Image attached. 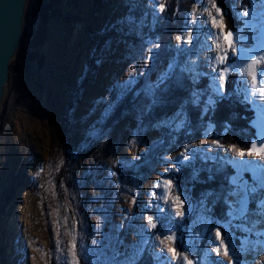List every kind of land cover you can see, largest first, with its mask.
<instances>
[{
  "label": "rangeland",
  "instance_id": "374dc122",
  "mask_svg": "<svg viewBox=\"0 0 264 264\" xmlns=\"http://www.w3.org/2000/svg\"><path fill=\"white\" fill-rule=\"evenodd\" d=\"M41 1H26L21 42L10 64L0 106V264H8L7 252L10 259L15 258L14 247L21 243L11 234L5 244L1 240L7 221L13 223L12 216L27 196L30 200L25 205L37 215L40 228L37 251L41 264H65V258L71 261L73 245L79 264H102L106 247L115 243L117 234L127 245L137 240V233L145 241V255L152 254L151 264H195L197 255L201 256L198 264L231 261V255H224L221 239L225 245L237 246L243 233L236 226L243 227V222L233 220L229 229L223 221L222 231L212 222L208 200L195 202L170 176L179 164L196 159L220 160L232 168L233 175L242 167L236 163L241 160L238 152L246 149L219 142L210 121L196 140L185 139L184 101L150 125L142 116L156 101L155 86L176 70L191 82L190 98L203 103V115L211 108L206 107L210 93L202 89V77L206 86L223 85L220 71L227 69V78L233 70L242 94L245 80L251 91V76L240 69L259 52L245 53L239 43L234 49L228 45L241 34L264 36L260 6L251 7L255 0H231L241 24L229 36L223 17L213 7L215 0H190L178 28L168 38H159L153 35V27L173 0H60L43 26L37 13ZM161 5H165L163 10ZM244 11L250 15L244 17ZM41 33L43 43L35 47ZM225 52V63L220 64ZM157 54L164 59L153 62ZM180 54L184 57L178 60ZM86 73L81 99L69 110L72 90ZM259 83L264 85V78ZM220 91L224 92L223 87ZM129 92L136 97V110L122 114L105 143L98 139L81 151L99 135L105 118ZM247 103L253 111V139L264 129V107L259 101ZM164 130L173 136L162 146ZM155 151L156 163L142 182L115 169H126L146 152ZM243 159L259 157L246 155ZM69 180L74 193L66 185ZM228 202L224 198L226 214ZM176 223L182 226V238ZM229 233L235 239H228ZM217 247L221 248L219 255ZM14 264L27 263L16 260ZM249 264H264V252L249 257Z\"/></svg>",
  "mask_w": 264,
  "mask_h": 264
},
{
  "label": "trees",
  "instance_id": "16d2710c",
  "mask_svg": "<svg viewBox=\"0 0 264 264\" xmlns=\"http://www.w3.org/2000/svg\"><path fill=\"white\" fill-rule=\"evenodd\" d=\"M59 1L60 0L41 1L37 13H39L42 26L46 24L56 12L54 8ZM215 1L217 5H223V12L228 9L229 5H231V10L228 11V14L223 15L226 29L232 30L234 24H238L239 27L241 22L232 7L233 2L231 0ZM189 2L190 0H173V3L169 8L164 9L157 18L153 27V35H157L159 38H168L170 34L178 28L181 15L186 7H188ZM98 4H101V2L99 1ZM43 37L44 36L41 33L39 40L36 41L35 47H38L43 43ZM30 53L32 54L31 56L36 54L35 51ZM167 54L169 55L168 51L166 52V55ZM163 55L157 54L154 57L153 62L163 60ZM183 57L184 54L178 57V60ZM87 74L88 73H86L85 78H82L80 81L81 83L79 82L80 84L72 90L68 103L69 110H74L75 105L81 99L82 91L87 83ZM200 80L202 89L207 93L209 89L208 86H206V78L202 77ZM227 80L230 81V84L228 85L227 92L224 93L226 98L222 102L216 104L213 108L207 110L205 115H203V103H194L190 98V90L192 89L191 82L183 72L176 70L173 75L165 79L163 84L155 88L153 97L156 101L150 105L148 114L142 116V121L147 120L146 124L150 125L162 114L172 109L178 101H184L185 105L183 108L186 114V124L183 129V134H185V139L190 141L196 140L201 135L205 123L210 121L214 125L216 138H218L219 142L226 143L239 149H246L249 141L252 140L251 133H254V129L251 126V114H253V111L250 105L242 99L243 94L238 88L239 81L237 79V73L233 70L228 72ZM135 101L136 97L132 92L126 93L119 102H117L113 112L105 118V122L99 135L81 151L84 152V150L98 141V139L105 143L110 135L111 128L121 118L122 114L127 111L129 112V110H136ZM172 136L173 133L164 130L161 137L162 146L164 145V142ZM156 151L153 153L146 152L139 159L135 160L130 167H125L126 169H121L120 167H116L115 169L118 173H123V175L128 177L138 178L140 179L139 182H142L149 171L152 170V165L156 163ZM231 175L232 168L224 162H220V160L210 162L196 159L193 163L179 164L178 170L170 177H173L177 182V185L186 191L189 198L194 199L195 202L200 201L201 199L208 200L209 207L213 209V212H210L212 222L223 231L224 227L222 223L226 220L227 211L224 198L227 197L225 194L229 190L228 179ZM57 182L61 184L60 181ZM66 185L72 193L75 192L71 180H69ZM174 226L175 229H177L178 234H181L180 237L182 238V226L177 223L174 224ZM170 243L175 251H180L178 247H175L176 245L172 242ZM200 257V255L194 257L193 260L195 264H198ZM145 260H148V254L145 255Z\"/></svg>",
  "mask_w": 264,
  "mask_h": 264
},
{
  "label": "snow or ice",
  "instance_id": "6c2138e0",
  "mask_svg": "<svg viewBox=\"0 0 264 264\" xmlns=\"http://www.w3.org/2000/svg\"><path fill=\"white\" fill-rule=\"evenodd\" d=\"M257 5L264 12V0H255L251 7L255 9ZM160 7L163 10L165 5H161ZM213 7L216 13L220 14L221 19L223 15L228 14V11L231 10V5L224 12H222L223 5L214 4ZM242 15L248 17L250 13L244 11ZM213 20L215 21V17ZM217 27H220V25H217ZM237 27L238 24H234L233 29L228 32V35L233 36ZM188 39L191 40L192 36ZM236 43L241 45L240 50L245 53L259 52L258 55H255L251 59L246 68L240 69L243 75L251 76V91H249L247 80L243 81L245 91L242 99L245 102L259 101L261 107H264V85L259 83V80L264 78V46H262L264 45V36L258 37L255 33H249L248 36L241 34L238 41L233 40L229 42V49H234ZM244 44H248L249 47L244 48ZM155 46L158 47L159 45L156 44ZM224 57V59H219L220 64L225 63L227 52H225ZM210 59L215 58L210 57ZM226 72L227 69L220 71V78L224 80L223 85L214 82L208 86L210 99L206 107L212 108L226 98L224 93L227 92L228 85L230 84V81L226 78ZM130 80L131 78H129V82ZM163 83L164 79H161L155 87H159V84ZM221 87H223L224 92L220 91ZM213 88H215V91H213ZM149 91L151 92V89ZM182 155L185 154L182 153ZM238 155L241 157V160L236 163L242 165V167L238 171H235L228 179L229 190L225 195L228 197L229 202L225 223L230 229L233 220H241L243 227L237 225L236 230L242 232L243 235L240 238L239 244L235 247L225 245L224 240L221 239L224 255H231L233 259L231 261L214 259L212 264H249V257H252L257 252H264V129L257 131L253 139L246 146V150H240ZM246 155L259 157V159L245 161L243 157ZM156 186L160 187V184L158 183ZM178 214L182 215V213ZM216 235L220 237L221 233L217 232ZM228 239H235V237L232 233H229ZM105 251L107 254L102 264H151L153 259L152 254L148 253V260H145V241L139 236V233H137V240H133L127 245H125L124 239H121L119 234H117L115 243L109 244ZM215 251L219 255L221 248L217 247ZM59 259L57 257L58 261ZM183 260L188 261V257H183ZM65 264H79L75 245H73L71 261L65 258ZM189 264H193V262H189Z\"/></svg>",
  "mask_w": 264,
  "mask_h": 264
},
{
  "label": "water",
  "instance_id": "95a60500",
  "mask_svg": "<svg viewBox=\"0 0 264 264\" xmlns=\"http://www.w3.org/2000/svg\"><path fill=\"white\" fill-rule=\"evenodd\" d=\"M26 1L0 0V106L10 64L21 42Z\"/></svg>",
  "mask_w": 264,
  "mask_h": 264
},
{
  "label": "bare ground",
  "instance_id": "6f19581e",
  "mask_svg": "<svg viewBox=\"0 0 264 264\" xmlns=\"http://www.w3.org/2000/svg\"><path fill=\"white\" fill-rule=\"evenodd\" d=\"M17 133H19V130ZM17 137L15 136L16 139L14 138V140L18 141ZM23 200V204H21L17 209V214L15 213V216H12L13 223H10L9 220L7 221L6 227H4L5 229H3V231L5 230L3 234L5 237L3 240H1V242L2 244H5L9 234H11L13 240H17V242L19 240V243L21 242L19 245L17 244V248L16 246L14 247L16 250L14 253L15 258L10 259L8 257L9 253H6L5 256L9 260L8 264H14L16 260H23L27 264H41L40 259L42 256L40 251H37L39 246H41V236L40 232L38 231L40 228H38V220H36L37 215L34 212H31L25 205L29 202L30 198L27 196ZM7 245L8 243L6 246ZM18 252H20L19 256L16 257Z\"/></svg>",
  "mask_w": 264,
  "mask_h": 264
}]
</instances>
